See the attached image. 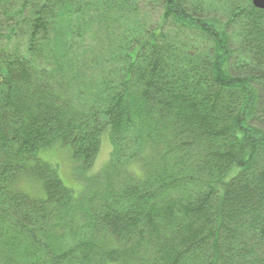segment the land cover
Wrapping results in <instances>:
<instances>
[{"label":"trees","instance_id":"trees-1","mask_svg":"<svg viewBox=\"0 0 264 264\" xmlns=\"http://www.w3.org/2000/svg\"><path fill=\"white\" fill-rule=\"evenodd\" d=\"M0 264H264V10L0 0Z\"/></svg>","mask_w":264,"mask_h":264},{"label":"rangeland","instance_id":"rangeland-1","mask_svg":"<svg viewBox=\"0 0 264 264\" xmlns=\"http://www.w3.org/2000/svg\"><path fill=\"white\" fill-rule=\"evenodd\" d=\"M144 13L145 12L142 11V16ZM153 19L156 20L157 18L154 17ZM110 142V137L106 134V132H104L102 136L101 152L99 153L91 170L86 172L87 176H91L93 173L101 171L105 167L106 163L111 159L113 146ZM40 156L46 161L48 160L57 164L60 168V176L65 185L68 188H71L77 196L81 195L84 190L83 182H80L73 177L74 162L77 165H79V163L73 157L72 148L70 146H58V148L52 149L49 148L47 151H42Z\"/></svg>","mask_w":264,"mask_h":264},{"label":"water","instance_id":"water-1","mask_svg":"<svg viewBox=\"0 0 264 264\" xmlns=\"http://www.w3.org/2000/svg\"><path fill=\"white\" fill-rule=\"evenodd\" d=\"M255 5L264 8V0H254Z\"/></svg>","mask_w":264,"mask_h":264},{"label":"bare ground","instance_id":"bare-ground-1","mask_svg":"<svg viewBox=\"0 0 264 264\" xmlns=\"http://www.w3.org/2000/svg\"><path fill=\"white\" fill-rule=\"evenodd\" d=\"M253 5L256 7V8H260V9H262V10H264V8L263 7H257L256 5H255V3H254V0H253Z\"/></svg>","mask_w":264,"mask_h":264}]
</instances>
